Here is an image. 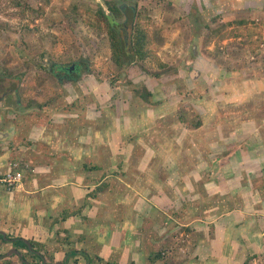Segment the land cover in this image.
Wrapping results in <instances>:
<instances>
[{
    "label": "crops",
    "instance_id": "1",
    "mask_svg": "<svg viewBox=\"0 0 264 264\" xmlns=\"http://www.w3.org/2000/svg\"><path fill=\"white\" fill-rule=\"evenodd\" d=\"M240 1L245 2L227 0L225 7L230 10V18L243 21L239 27L245 28L244 32L256 33L246 39L248 42L256 38L259 42L264 31V0L245 6L244 16L249 18L237 17V12L242 11ZM180 3L176 1L177 5ZM215 4L226 5L222 0H215ZM202 10L201 6L199 16L204 13ZM250 19L259 21V27H253L254 23L248 22ZM237 44L233 42L231 46L242 51ZM243 49L248 50L245 54L250 58V65L245 64L246 76L241 89L232 81L224 82L230 85L217 86L215 73L222 72V68L214 69L213 61L211 68L202 64V68L208 69L207 74L202 72V77L215 83L210 89L214 95L218 92L228 95L229 86L228 90L232 89L237 99L244 96L245 102L255 106L254 99H259L260 122L250 118L240 123H230L229 119L225 123L210 110L211 119L206 121L199 113V124L189 126L192 130L187 128L195 133L192 137L188 133L175 134L185 127L176 119L167 118L173 113V106L165 99L170 98L168 94L160 97V87L151 89L145 98L132 93V99L124 100V92L129 91L121 83L112 88L102 81L87 83L88 77H79V70L74 68L77 63H73L72 71L63 70L64 75L58 76L63 80L67 76L70 83L59 97L36 96V99L23 100L24 111L20 115L14 114L6 97H1L0 174L14 160L22 161L30 170L25 169V178L15 190L9 192L0 186V231L6 233L0 235V264H98L99 257L103 261L100 264H159L156 251L161 245L167 247L166 244L181 239L184 234L181 231L190 226L197 232L198 242L192 248L191 264H210L205 261L242 264L248 256L257 253L264 257V188L250 183L236 187L231 183L236 169L249 177L256 174V166L257 171L264 172V89L259 86L264 84V46L257 52ZM252 56L258 61H253ZM73 70L78 72L72 73ZM224 71L227 76L234 75L225 68ZM187 75L182 70L179 77L184 80ZM201 90H198L200 95L206 97L204 86ZM159 100L163 102L157 104ZM203 101L198 99L195 103L203 107ZM81 121L92 123L94 134L91 124L80 128L77 123ZM236 125L243 131L250 128L249 142L259 147L239 148L243 152L239 155L245 161L238 168L235 162L230 164L237 156L236 149L228 153L229 164L221 180V171L225 168L213 164L221 157L220 130L224 126L233 129V138ZM140 126L152 128L151 136L148 131L145 133L153 139L138 137L137 142L144 144L145 150L134 152V146H130L125 154V131L134 132ZM108 128L112 129L110 143L108 136L102 141ZM94 135L99 139H94ZM228 139L225 144L233 145ZM150 141L161 146L150 145ZM102 144H105L104 151ZM183 156L187 161L179 162ZM192 156L199 162L193 163ZM250 160L258 164L252 163L251 168H246L245 162ZM189 167L195 168L188 172ZM221 184H227L226 188L222 189ZM193 185H197L196 190ZM187 198L192 201L188 203ZM210 201L212 213L204 219L197 209L208 207ZM221 205L232 210L220 214ZM256 208L259 214L252 212ZM190 212L192 218H189ZM127 214H136L138 218L129 224L125 233ZM142 216L151 218L148 242L152 247H146L143 238L144 223L139 220ZM206 225H212L214 232ZM3 238L8 240L5 242ZM17 239L28 240L31 247Z\"/></svg>",
    "mask_w": 264,
    "mask_h": 264
},
{
    "label": "rangeland",
    "instance_id": "2",
    "mask_svg": "<svg viewBox=\"0 0 264 264\" xmlns=\"http://www.w3.org/2000/svg\"><path fill=\"white\" fill-rule=\"evenodd\" d=\"M176 1L181 2V0H0V98L6 97L7 104L14 111V114L20 115L24 111V108L21 107L23 100L26 102L27 99L31 100L51 95L59 97L62 90L70 85L67 76H63L64 80L58 77L57 74L61 72L59 65L64 64L68 67L73 63H77L75 66L80 67L79 77L86 75L88 77V80L86 79L87 83L92 84L96 81H102L104 84L107 83L110 88L115 87L117 82L118 84L121 83L119 85L122 88L124 86L129 91L124 92V100L125 98L132 99V93L145 98L151 89L160 87V97L168 94L170 98L165 97V99H168L173 106V113L167 115V118L171 120L172 117L173 120L176 119L185 127L182 132L175 133L177 136L188 133L187 135L192 137L195 133L189 131L192 130L189 126L193 127L199 124L197 120L200 114H203L206 121L211 119L210 110H213L217 119L225 123L229 119L232 120L230 123H240V121H246L250 118L260 122L261 119L258 116L261 115L259 112L261 102H259V99H254L255 106L253 103L245 102L246 97L244 96H238L239 99H237L235 95H232V89L228 90L229 86L226 89L227 91L224 90L228 95L223 92L214 95L210 93V89L215 86V83L219 86V84L226 81H232V84L239 85L241 89L240 86L243 85L246 76L245 64L250 65V58L245 54V52L248 53V50L245 51L243 48L257 52V49L264 46V31L260 33L262 37L259 36V42V38L253 40V42H248L246 39L256 33L244 32L245 28L239 27L242 23L241 20L230 18V10L225 7L227 6V0H222L226 5L221 6L215 4V0H207V2L205 0H192L190 3H180L178 5ZM257 1H240L242 11L237 12V17L249 18V15L244 16L243 10L245 6L250 3L256 4ZM19 2L21 5L17 4ZM107 2H112L121 8L124 6L125 13L115 15L111 9H108ZM201 6L204 13L199 16L197 12ZM100 8L105 9L106 13L112 16L110 18L116 21L115 23L120 28L124 27L125 22L127 23L126 30L129 44L133 40L132 35L136 30V22L141 20V24L146 28L150 40V44H148L149 55L146 58L128 59L123 66H118L114 62L110 37L103 29L105 27L103 22L98 20L97 10ZM248 22L254 23L253 27H259L260 25V22L255 19H250ZM234 24H237V26ZM121 31L124 36L122 29ZM233 42H237V46L242 51L233 48L231 46ZM254 58V56L251 57L253 61H258ZM212 61L215 64L214 69H216V66L222 68V72L216 70L215 78L218 77V79L215 80V83L206 76L202 77V72L204 74L208 72V69L202 68V64L207 68H211ZM224 68L234 75L227 76ZM182 70L188 74L184 80L179 77ZM193 74L195 75L193 76ZM228 84L224 83L222 85ZM202 86H204L203 91L206 93V97L200 95ZM259 86L260 89H264V84L260 83ZM59 87L61 90L57 91ZM220 91H223V89ZM256 98H259V96ZM198 99L204 100L203 107L196 105L195 100ZM161 102L163 100H159L157 104ZM199 103L201 105L200 101ZM253 109H256V111L254 112ZM77 125L80 128H85L86 125L92 127L94 134L95 126L92 123L81 121ZM147 127H138V130L134 131L136 135L133 131H125V140H123L125 154L130 146H134V152L135 150L140 152L145 150V145L137 141L139 138H151L149 136H151L152 128L148 127L147 130ZM236 128V137L233 138H231L233 129L224 126L220 130L219 151L221 157L219 161L217 160L213 164L225 168L221 171V180L229 164L228 153L236 149L237 156L230 161V164L235 162V166L238 168L245 161L240 157L243 152H239V148L259 147L249 142L250 128L244 129V131L238 129L239 126ZM145 131L149 132V136L146 135ZM111 133L112 129L108 128L102 141H105V137L108 136L110 143ZM228 138L231 139L233 145L227 146L225 144L224 141L225 139L229 141ZM94 139H99V137L95 136ZM149 143L150 145L161 146L156 145V143L153 144L151 141ZM226 146L228 149H226ZM101 149L103 151L106 149L105 144L101 145ZM186 156H183L182 161L179 162H186ZM194 156L191 157V161L196 163L198 160L196 161ZM252 163L258 164V162L250 160L245 162V167H249ZM178 166L183 165L179 164ZM245 167L242 165L241 168ZM194 168L189 167L188 172ZM255 168L256 174L252 173L251 177L239 174L236 169V174L230 173L232 174L231 183L236 184V187L239 184L248 185L250 183L251 185H261L264 188V172L261 174L257 171L259 167L256 166ZM183 169L187 170L186 168ZM204 178L206 179V177ZM221 185H223L222 189H225L227 184ZM193 187L195 190L197 189V185H193ZM199 188L203 189L202 187ZM187 199L188 203L192 201L189 198ZM221 203L224 204L223 201ZM222 205L219 209L220 214L232 210V208L228 209ZM209 206H211V201L208 202V207L198 208L199 216L203 215L204 219H208L207 215L212 213ZM191 210L196 211V209ZM253 210L252 212L259 214L257 208ZM135 216L136 214H127L125 233L129 224L137 220L138 217ZM191 216L193 215L190 212L189 218H192ZM144 217H139L145 228L143 238L146 241V247H152L153 245L148 242L150 237L148 230L151 231V218ZM209 226L210 231L214 232V227ZM209 226L206 225L208 229ZM181 232L184 233L181 239L178 238L174 242L166 244L168 248L161 245L162 247L156 251V254L159 253L162 256L157 260L160 262L159 264H179L181 262L191 264L193 258L190 257L194 253L192 248L198 244L195 239L197 232L192 231L191 226L188 227V230ZM120 233H117V235H120ZM163 251L165 255L162 254ZM100 262L103 261L100 260ZM205 262L212 264L211 261ZM110 263H112V260ZM118 264L125 263L119 262ZM242 264H264V257H260L257 253L254 256H248Z\"/></svg>",
    "mask_w": 264,
    "mask_h": 264
},
{
    "label": "trees",
    "instance_id": "3",
    "mask_svg": "<svg viewBox=\"0 0 264 264\" xmlns=\"http://www.w3.org/2000/svg\"><path fill=\"white\" fill-rule=\"evenodd\" d=\"M17 4L21 5L20 2ZM107 4L109 5V8L115 13V15H119L120 13H122L120 6H117L112 2H107ZM97 14L99 22H103V24L105 25L103 29L107 32L110 37L114 62L118 66H123L128 61V59H144L149 55V35L146 28L142 26L141 20H138V22H136V30L132 35L133 40L131 41L130 45L127 46L122 31L120 30L117 23H115L116 21H113L103 8L97 10ZM59 69L64 70L68 73L70 72L69 66L64 67V64L59 65ZM9 75L10 77H12L11 73H9ZM57 75L59 76V74ZM7 240V238H3V241L6 242ZM16 241L22 242L23 245L29 247V245L21 239H17ZM157 256L161 257V255L159 254H157ZM100 260L102 259L100 258Z\"/></svg>",
    "mask_w": 264,
    "mask_h": 264
},
{
    "label": "built area",
    "instance_id": "4",
    "mask_svg": "<svg viewBox=\"0 0 264 264\" xmlns=\"http://www.w3.org/2000/svg\"><path fill=\"white\" fill-rule=\"evenodd\" d=\"M27 167V166H26ZM25 178V169L19 161H12L9 169L0 174V185L7 190L19 186Z\"/></svg>",
    "mask_w": 264,
    "mask_h": 264
},
{
    "label": "clouds",
    "instance_id": "5",
    "mask_svg": "<svg viewBox=\"0 0 264 264\" xmlns=\"http://www.w3.org/2000/svg\"><path fill=\"white\" fill-rule=\"evenodd\" d=\"M121 9H122V8H121ZM104 10H105V9H104ZM105 11H106V10H105ZM108 15H109L110 17H112L110 14H108ZM126 24H127V23L125 22V25H126ZM124 27H125V29H126V26H124ZM119 28H120V27H119ZM121 29H122V28H120V30H121ZM126 31H127V30H126ZM124 39H125V38H124ZM125 41H126V40H125ZM129 45H130V44H129V41H128V45H127V46H129ZM71 66H72V65H69L70 71L72 70V69H71ZM66 67H67V65H66ZM74 68L80 70V67L74 66ZM62 71H63V70H62ZM65 72H66V71H65ZM14 161H19V162H21L22 166L24 165L23 162L20 161V160H14ZM11 162H12V161H11ZM11 162H10V163H11ZM10 163H9V166H10ZM23 167H24V169H27V168L29 169V167H28V166L26 167V165L23 166ZM8 169H9V167H8ZM29 170H30V169H29ZM25 171H26V170H25ZM25 175H26V172H25ZM23 180H24V179H23ZM22 182H23V181H22ZM21 184H22V183H21ZM21 184H20V185H21ZM0 186H1V185H0ZM1 187H3V186H1ZM17 187H19V186H17ZM17 187H16V188H17ZM3 188H4V187H3ZM16 188H14L13 190H15ZM4 189H6V188H4ZM6 190H7V189H6ZM13 190H7V191L11 192V191H13ZM0 235H1V234H0ZM3 236H4V235H3ZM158 254H159V253H158ZM162 254L165 255V252L163 251ZM156 255H157V254H156ZM161 257H162V256H161ZM99 258H101V257H99ZM157 258H160V257L157 256Z\"/></svg>",
    "mask_w": 264,
    "mask_h": 264
},
{
    "label": "flooded vegetation",
    "instance_id": "6",
    "mask_svg": "<svg viewBox=\"0 0 264 264\" xmlns=\"http://www.w3.org/2000/svg\"><path fill=\"white\" fill-rule=\"evenodd\" d=\"M122 9H123V11H124V10H125V7L123 6ZM124 26H126L125 23H124ZM122 30H123V32H124V38H125V36H126V32H127V31H126L125 27H123ZM125 40H126V45H128V32H127V39L125 38ZM64 67H66V65H64ZM72 67H73V66H71V68H72ZM71 71H72V70H71ZM77 72H78V71H74V70H73L72 73H77ZM59 74H60V75H64V71L61 70V72H59ZM61 77H62V76H61ZM97 260H98V264H100V259H97Z\"/></svg>",
    "mask_w": 264,
    "mask_h": 264
},
{
    "label": "water",
    "instance_id": "7",
    "mask_svg": "<svg viewBox=\"0 0 264 264\" xmlns=\"http://www.w3.org/2000/svg\"><path fill=\"white\" fill-rule=\"evenodd\" d=\"M113 21H114V20H113ZM125 38L127 39V32H126V36H125ZM0 234H1V235H4V236L6 235L5 231H0ZM24 241H25V242L31 247L30 242H29L28 240H25V239H24ZM15 252H17L19 255H21L20 252H19L18 250H16ZM59 264H63V263H59Z\"/></svg>",
    "mask_w": 264,
    "mask_h": 264
}]
</instances>
